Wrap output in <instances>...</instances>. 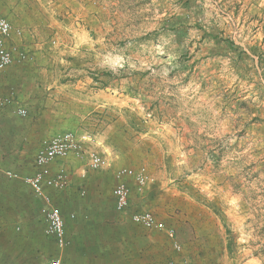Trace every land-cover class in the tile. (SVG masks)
Masks as SVG:
<instances>
[{"label":"rangeland","instance_id":"rangeland-1","mask_svg":"<svg viewBox=\"0 0 264 264\" xmlns=\"http://www.w3.org/2000/svg\"><path fill=\"white\" fill-rule=\"evenodd\" d=\"M21 7L38 25L25 33L51 56H36L46 71L35 82L49 88L33 98L80 104L108 174L144 167L152 182L139 193L155 186L164 205L207 208L226 247L212 264H264V0Z\"/></svg>","mask_w":264,"mask_h":264},{"label":"crops","instance_id":"crops-1","mask_svg":"<svg viewBox=\"0 0 264 264\" xmlns=\"http://www.w3.org/2000/svg\"><path fill=\"white\" fill-rule=\"evenodd\" d=\"M6 3L0 14L13 29L22 31L12 41L26 50L30 61L9 66L0 75V94L14 88L17 104L28 111L26 117H15L13 106L0 108V264H46L53 256H60L63 264H212L223 258L224 238L207 208L164 205L159 187L139 193L134 181L125 178L131 192L130 206L127 212L118 211L111 193L116 184L114 175L104 170L81 173L82 168L74 163L65 168L71 177L70 186L46 189L64 220L67 245L57 247L55 238L46 233L40 213L43 201L22 177L37 170L33 158L45 137L73 132L90 136L98 146L101 136L98 131L94 135V127H82L87 113L80 104L68 107L72 102L69 98H33L41 87L49 88L35 82L34 71H46L36 56L40 55L46 66L51 56L41 49L44 44H40L38 32L25 33V29H38L34 10L22 8L21 0ZM148 207L159 222L173 230V237L131 220V213Z\"/></svg>","mask_w":264,"mask_h":264},{"label":"built area","instance_id":"built-area-1","mask_svg":"<svg viewBox=\"0 0 264 264\" xmlns=\"http://www.w3.org/2000/svg\"><path fill=\"white\" fill-rule=\"evenodd\" d=\"M22 35L20 29H13L12 25L0 14V75L12 65L23 63L29 59V54L18 44L12 41L14 36ZM12 107L15 115L24 117L27 109L17 104L16 91L10 88L5 94H0V108ZM68 163H74L77 168H82L81 173L106 169L110 166L108 155L93 147L90 136H78L73 132H64L44 138L36 149L33 164L37 170L22 180L32 189L33 193L42 199L40 208L46 222V233L55 238L57 247L63 249L67 245L65 238L64 220L58 208L53 206L46 194L47 188L57 190L65 189L71 185V177L66 172ZM7 175L16 177V174L7 172ZM116 184L112 188L115 208L127 212L130 206V188L125 178L132 179L136 190L141 192L152 182L144 167L138 170L126 166H119L114 171ZM131 220L147 229L165 231L173 237V230L167 229L159 222L155 214L149 209H139L131 213ZM179 249V245H176ZM46 264H63L60 256L50 257ZM183 264H190L185 261Z\"/></svg>","mask_w":264,"mask_h":264}]
</instances>
